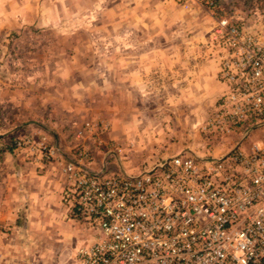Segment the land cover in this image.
Returning a JSON list of instances; mask_svg holds the SVG:
<instances>
[{
  "label": "built area",
  "instance_id": "1",
  "mask_svg": "<svg viewBox=\"0 0 264 264\" xmlns=\"http://www.w3.org/2000/svg\"><path fill=\"white\" fill-rule=\"evenodd\" d=\"M211 42L226 92L202 130L241 137L218 158L182 152L137 174H96L84 151L64 163L68 213L96 231L70 264H264V138L241 147L264 132V44L225 19ZM25 148L55 155L45 137L14 141Z\"/></svg>",
  "mask_w": 264,
  "mask_h": 264
},
{
  "label": "crops",
  "instance_id": "2",
  "mask_svg": "<svg viewBox=\"0 0 264 264\" xmlns=\"http://www.w3.org/2000/svg\"><path fill=\"white\" fill-rule=\"evenodd\" d=\"M32 5V9L23 8L20 0H0V27L3 26L2 20L9 17L13 24L9 29L22 28L15 21L16 17L25 13L38 16L37 11L40 12L37 9V1ZM48 23L44 27L52 26L54 22L50 25ZM1 31L5 30L0 28V37ZM156 36L160 39L159 34ZM154 40L157 39L140 38L136 40V43L154 46ZM2 41L1 47L6 43V40ZM201 41L188 43L180 40L173 41L169 37L162 38L161 62H156L151 57L147 58L149 54L145 56L146 58L144 57L148 60L142 61L143 56H133L134 53L130 52L125 57L127 61H131L132 70L120 69L114 73L104 72L103 74L89 72L90 81L78 85L77 94L72 93L76 94L75 99L80 98L79 95L89 97L93 95L94 89L99 92L100 88L102 90L108 88L105 79H121L122 81L118 84L117 80L109 85L115 88L118 85L125 86L123 94L126 93V101L129 103V96L135 94L136 90L141 95L146 90H157L151 87L157 83L148 80H156L160 77L162 86L158 89H162V160L157 161L156 164L179 153L190 152L185 150L191 148L186 143L193 139L196 141L197 124L209 117L226 92L225 84L219 79L220 61L216 54L218 51L216 49V52L212 51L213 53L209 50L204 51L203 48L198 47ZM136 43L127 42L126 44L134 46ZM49 60L51 59L48 56L40 60L43 64L42 74L48 75L52 72L49 68ZM3 61H7L5 57ZM30 61L36 63L37 59L31 57ZM145 61L144 68L138 66ZM149 61H154L156 66ZM99 78L102 79L100 84L95 82L96 86L91 85L92 80ZM0 79V123H5V120L9 118L6 126L10 125L12 128L7 137L0 136V264H70L75 250L82 244L92 241L96 231L83 223L74 221L68 213L71 200L67 193L70 184L61 171V166L65 163L64 161L72 158L74 147L69 145L70 134L67 136L66 132L71 125L72 128H78L81 125H77L81 123L80 121L73 120L74 118L69 116L73 115L81 119L91 118L92 121L103 123L107 120L93 115L96 112L108 115L105 111L108 107L102 103L98 105L95 103L94 106V103L83 105L81 101L78 105L62 102L60 105L62 117L59 118V111L55 109L56 107L54 108L53 86L50 87L48 80L42 78L40 74L34 73L33 68L23 77L24 81L21 80V83L27 86L26 93L17 85L10 84L9 75H4ZM67 79L70 83V76H67ZM123 79H126L125 82ZM114 108L112 106L111 110ZM3 109L4 111L6 109L5 114ZM8 109L13 112V117L6 113ZM128 120L130 118H126L125 122L128 123ZM109 125H111L110 132L101 138L103 144L106 145L107 141L113 139H129L125 132L116 133L117 128L125 126L124 119L121 121L117 112L111 118ZM36 128L49 130V135L38 133L36 136H44L49 148H55L56 152L51 160H44L41 154L31 152L29 149L15 150L12 146L16 139L35 134ZM255 132L257 133L256 141L264 138L263 131ZM239 137H241L240 134H234L229 136V139L226 138L228 143L232 142V145L224 153L235 145V140ZM226 139L219 138L224 143ZM213 141L216 140H212V144H214ZM256 141L241 147L246 150ZM6 142L9 143L8 146ZM93 146L90 152L91 161L88 165L92 172L105 176L117 173L130 174L123 169L130 168L128 162H121V158L128 157L127 152L120 153L118 150H113L114 147ZM206 154L215 158L223 155L216 149ZM116 159H118V165ZM153 164L155 163L149 161L147 165H142L140 171L153 167Z\"/></svg>",
  "mask_w": 264,
  "mask_h": 264
},
{
  "label": "rangeland",
  "instance_id": "3",
  "mask_svg": "<svg viewBox=\"0 0 264 264\" xmlns=\"http://www.w3.org/2000/svg\"><path fill=\"white\" fill-rule=\"evenodd\" d=\"M20 1L23 8L31 9L32 3L37 1V9L41 13L37 11L38 16L28 15L30 13L17 15L15 21L22 27L17 30L9 29L13 26L9 17L2 20L3 26L0 28L5 31H1L0 42L6 40V43H3L5 46H0V77L9 75L10 84L17 85L26 93L27 86L23 85L21 80L24 81L23 77L28 75L33 68L34 73L40 74L42 78L48 80L50 87L53 86L54 108L56 107L55 109L59 111V118L62 117L60 108L62 102L78 105L81 101L83 105L94 103V106L95 103L96 105L102 103L108 107H104L108 115L98 112L93 115L96 118L100 116L107 120H103V123L92 121L91 118L81 119L73 115L69 116V118H74L73 120L80 121L81 123H75L81 125L78 128H72L71 125L66 132L67 136L70 134L68 143L74 147V152L72 151V158L64 161L65 163L74 160L81 151L88 152L91 156L92 145L93 147H114L113 150H118L120 153L127 152L128 157L121 158V162H128L130 168L123 169L130 174L140 173L142 165H147L149 161L156 164L157 161L162 160V89H158L162 86V78L148 80L157 83L151 86L157 90H146L142 92V95L136 90L135 94L129 96V103L126 101V93L123 94L125 86L118 85L115 88L109 85L117 80L118 84L122 81L121 79H105L108 86L106 90L100 88L99 92H96L94 89L92 96L79 95L81 97L75 99L78 92L76 87L85 81H90L89 72L103 74L104 72L114 73L120 69L132 70L131 61H127L125 57L130 52L134 53L133 56H143L142 61L149 54L147 58L151 57L154 61L161 62L162 38L165 37L173 41L180 40L188 43L202 40L198 43V47L203 48L204 51L209 50L211 53L217 50L216 54L220 61L222 52L211 42V37L222 19L239 27L244 35L251 36L264 44V0ZM47 22L49 25L54 23L52 26L44 27ZM156 34H159L161 40ZM147 37L157 39L154 40V46L136 43V40ZM127 42L136 44L127 45ZM47 56L51 59L49 68L52 71L48 75L42 74L43 64L40 62ZM4 57L6 62L3 61ZM31 57L37 59V62L30 61ZM154 61L149 62L156 66ZM145 64L146 61L138 66L144 68ZM67 76H70V83H68ZM123 80L125 82L126 79ZM101 81L100 78L92 80L91 85L96 86ZM112 106L115 107L113 110H111ZM114 110L121 121L124 119L125 124L124 127L117 128L116 133L125 132L129 139H113L107 141L105 145L101 138L110 132L111 125L109 124L116 113L113 112ZM2 111L4 113L6 109ZM6 113L12 115L11 117L14 116L9 109ZM128 114L130 115L127 117ZM126 118H130L128 123L125 122ZM208 119L209 117L203 119L201 124H197L196 141L193 139L186 143L191 148L185 150L198 157L208 156L206 152L211 153L212 149L220 150L223 154L232 145V142L228 143L229 137L225 138V143L217 139L212 144L214 140L210 137L212 135L207 136L209 134L202 130ZM9 120L8 118L5 123H0V136L7 137L9 130L11 131L10 125L6 126ZM86 124H89V128L85 126ZM34 132L35 134L26 137L37 141L44 136H36V134H50L49 130L40 128L34 129ZM121 135L124 136V134ZM256 135V132L249 134L242 142V146L256 141ZM6 145L8 146L9 143L6 142ZM211 145H213L212 148ZM12 146L14 147V142ZM52 150L56 152L55 148ZM116 164H119L118 159H116ZM136 168L139 170L136 171ZM61 171L63 172V166H61Z\"/></svg>",
  "mask_w": 264,
  "mask_h": 264
}]
</instances>
